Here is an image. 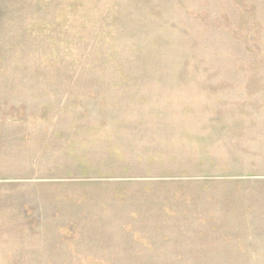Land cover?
Listing matches in <instances>:
<instances>
[{
  "label": "rangeland",
  "instance_id": "1",
  "mask_svg": "<svg viewBox=\"0 0 264 264\" xmlns=\"http://www.w3.org/2000/svg\"><path fill=\"white\" fill-rule=\"evenodd\" d=\"M0 264H264V0H0Z\"/></svg>",
  "mask_w": 264,
  "mask_h": 264
}]
</instances>
